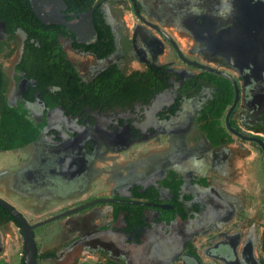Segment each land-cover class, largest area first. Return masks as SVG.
Listing matches in <instances>:
<instances>
[{
  "label": "flooded vegetation",
  "instance_id": "flooded-vegetation-1",
  "mask_svg": "<svg viewBox=\"0 0 264 264\" xmlns=\"http://www.w3.org/2000/svg\"><path fill=\"white\" fill-rule=\"evenodd\" d=\"M217 2L0 0V110L38 132L0 151H27L1 170L0 194L70 200L59 214L89 205L63 217L71 240L41 260L264 264L263 192L231 182L240 150L264 158L251 139L264 142V0H233L227 20ZM89 13L95 32L79 24Z\"/></svg>",
  "mask_w": 264,
  "mask_h": 264
},
{
  "label": "rangeland",
  "instance_id": "rangeland-1",
  "mask_svg": "<svg viewBox=\"0 0 264 264\" xmlns=\"http://www.w3.org/2000/svg\"><path fill=\"white\" fill-rule=\"evenodd\" d=\"M253 150L254 151H252L251 153L246 152V150L245 151L240 150L241 152L240 157L239 159H237L239 161L235 162L236 167L240 166V168H238L239 171L238 178H236L233 181L229 180L228 178H222L224 184H227V182L231 181L233 183V186H235L236 190L241 191L235 193V195L243 194L247 191L246 189H248L256 194H258L259 192L260 193L263 192V196H264V158L261 152H259L257 149L254 148ZM26 154L27 151H23V150L10 151L6 153L1 152L0 172L2 169L5 170L9 169L11 172H13ZM247 156H249V158ZM3 183L9 185L10 179L8 177H5ZM239 189H243V190H239ZM0 190L5 191L3 190L2 186ZM0 196H2L4 199L9 201L22 214L23 212H25V210H31L34 214L44 213L42 220L58 215L60 211H55V212L53 211L57 207L62 208L63 206H66L67 202L70 201L67 199H62L59 196H53V195H48V197L43 196V199L41 201H38L37 198L33 195H30L29 197L25 198V196L21 194V191H17L12 186L8 187L6 192H1ZM75 199H78V197L73 198L72 200ZM24 216L27 217L28 214ZM27 218L29 221H35L34 218H30V217ZM64 221L65 220H63V218H60L58 220L49 222L35 229V238L38 247V254L40 253V250H47V249L53 250V247L56 245L57 247L55 249H57L58 247H60L59 245L64 246L65 245L64 243H67L68 241L71 240L72 233L68 232L67 235L64 234L65 227L62 226ZM68 257L70 259L73 258L74 253L72 252L69 253L67 255V258L61 263L60 262L59 263L67 264ZM12 258L14 262L12 264L18 263L19 261L18 250L17 251H14V249L12 250ZM44 260L45 259L41 260V258H38L39 264H45ZM0 264H8V263H6L3 260H0ZM50 264H58V263L51 262Z\"/></svg>",
  "mask_w": 264,
  "mask_h": 264
},
{
  "label": "water",
  "instance_id": "water-1",
  "mask_svg": "<svg viewBox=\"0 0 264 264\" xmlns=\"http://www.w3.org/2000/svg\"><path fill=\"white\" fill-rule=\"evenodd\" d=\"M33 8L36 11V13L38 14V17L44 21V22H55V23H63L61 21L55 20V18L51 19V16H49V14L47 13H42L40 9L37 8V5H35V3L33 2ZM92 17H91V13H89L88 15L85 16L84 21L86 22L85 26L81 23H79L82 26V31L83 32H95L94 31V27L92 24ZM67 27L71 30H73L74 32H76V30L78 29L75 28V25L73 24H67ZM238 90L236 89V95H235V99L233 102V105L231 106L230 110L227 113V117H226V121H227V125L228 127L231 129V126L229 124V117L232 114V112L234 111V109L237 107V103H238ZM252 140H255L256 142H258L261 145L262 150L264 151V142L261 141L260 139H256V138H251ZM94 204V203H91ZM90 204V205H91ZM0 206L4 207L7 211H9L18 221L19 225H20V229L22 231V237H23V250H24V254H23V258H24V263L25 264H39L37 255H38V247L36 244V238H35V229L47 224L49 222L58 220L60 218H63L65 216H68L70 214H73L74 212L79 211L82 208H85L89 205H85L82 207H78L76 209L70 210L68 212H65L63 214H59L56 215L54 217L45 219L43 221L31 224L28 219L16 208H14L9 202H7L5 199L0 197Z\"/></svg>",
  "mask_w": 264,
  "mask_h": 264
},
{
  "label": "trees",
  "instance_id": "trees-1",
  "mask_svg": "<svg viewBox=\"0 0 264 264\" xmlns=\"http://www.w3.org/2000/svg\"><path fill=\"white\" fill-rule=\"evenodd\" d=\"M230 102L231 98H227L216 107L215 113L218 117L224 114ZM37 136V130L22 115L6 107L4 110H0V151H8L26 146L35 141ZM3 221H12L20 227L16 218L4 207L0 206V222ZM47 254L51 255V253ZM37 258H41V256L38 254ZM22 264H25L24 259Z\"/></svg>",
  "mask_w": 264,
  "mask_h": 264
},
{
  "label": "crops",
  "instance_id": "crops-1",
  "mask_svg": "<svg viewBox=\"0 0 264 264\" xmlns=\"http://www.w3.org/2000/svg\"><path fill=\"white\" fill-rule=\"evenodd\" d=\"M27 212V213H26ZM25 215L28 214V216H31L35 219H41L43 214H34L32 211L23 212ZM34 216H33V215ZM27 216V217H28ZM14 251L18 250V257L19 261L16 264H22L23 262V237H22V231L19 226H17L12 221H3L0 222V260L5 261L8 264H12L13 258H12V250ZM49 249H47L48 251ZM46 250H40V253L44 252ZM53 251V250H51ZM45 264H50L51 262L49 260H44Z\"/></svg>",
  "mask_w": 264,
  "mask_h": 264
},
{
  "label": "clouds",
  "instance_id": "clouds-1",
  "mask_svg": "<svg viewBox=\"0 0 264 264\" xmlns=\"http://www.w3.org/2000/svg\"><path fill=\"white\" fill-rule=\"evenodd\" d=\"M233 0H218L214 12L211 14L221 20H227L235 14ZM193 15L199 16L207 13V10L199 6L192 9L190 12Z\"/></svg>",
  "mask_w": 264,
  "mask_h": 264
}]
</instances>
